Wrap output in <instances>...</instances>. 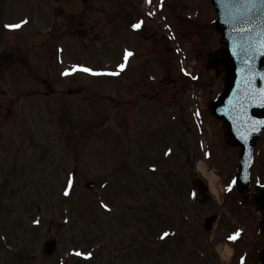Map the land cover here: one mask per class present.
Instances as JSON below:
<instances>
[{
  "label": "rangeland",
  "instance_id": "1",
  "mask_svg": "<svg viewBox=\"0 0 264 264\" xmlns=\"http://www.w3.org/2000/svg\"><path fill=\"white\" fill-rule=\"evenodd\" d=\"M12 1L16 9H11L10 15L22 7ZM122 1L89 0L84 25L80 26L77 20L62 23L56 36L52 27L61 20L54 18L53 4L52 11L43 12V1L36 2L30 5L28 17L11 20L13 24L28 21L9 35L11 48L25 50L28 66L19 63L9 76L6 85L10 80L12 84H22L7 87L11 99L0 95V264H200L196 245L200 247L204 241L209 240L210 244L212 240L215 251L227 245L234 250V258L237 251L264 243L259 234L260 215L250 209L244 213L246 218L235 217L238 211L228 216L220 205L232 195L222 193L226 183L223 177L230 175L232 165L222 171L223 165L220 167L215 160L205 158L220 127L205 112L209 98L222 88L221 77L208 79L210 89L200 87V83L193 86L190 81H185L180 88L169 84L177 78L179 70L187 71L189 67L194 69V76L205 71L207 79L213 74L207 68L210 57L207 50L217 48L219 42L210 0H167L166 19L158 13L164 2H154V18H146L145 25L157 32V38L169 31L174 39L169 43L171 57L164 61L155 51L158 47L154 36L148 35L150 31L144 30V36L140 37L129 32L120 19L111 23L99 11L102 6L106 7L105 3L111 8L108 5L111 2L109 15L112 16L121 11V6L119 9L114 6ZM123 2L125 6L135 5L136 10L143 9L144 5L143 0ZM181 15L195 17L196 27L210 39L205 42L194 33L192 36L177 34ZM183 25L184 30L193 27L188 20ZM50 43L55 47L60 45L61 53L51 52L49 56L42 53ZM124 46L140 48L135 52L136 57L135 54L131 57L124 79L119 81L117 76L118 87L117 79L108 80L106 75L98 79L97 75L81 71L63 75L78 61H85L84 64L100 72L116 70ZM141 47L145 48L144 52ZM198 50H201L200 72L196 74L194 63L198 62ZM21 66L23 71L17 69ZM10 70L9 67L7 73ZM148 70L157 81L165 79V110H157L154 101L143 97L151 89L143 87L139 75ZM49 73L54 74L53 82H60L66 90L85 85L96 94L84 99L77 95L43 97L26 93L34 87L38 92L45 89L40 82ZM146 85L154 88L155 84ZM119 89L122 94L125 92L120 96L131 104L118 106L117 101L103 96L115 95ZM136 101L139 106L133 105ZM169 148L172 152L165 155ZM261 154L257 169L261 172L256 171V175L264 178V146ZM236 160L237 151L234 168ZM13 162L19 166L13 167ZM225 162L229 164L226 159ZM201 163L220 176L216 185L219 205L215 202L200 205L188 194L192 180L203 177ZM69 179L73 180V187L70 195L65 196ZM88 181H94L95 187L87 189ZM101 201L111 211L104 209ZM233 208L238 209L235 205ZM215 212L222 213L219 227L205 234L203 220ZM37 220L39 223H35ZM229 221V227L222 228ZM231 228L240 231L243 237L234 246L221 239L229 236ZM164 232L173 236L161 239ZM51 237L56 238L57 248L48 255L43 252V244ZM163 245L172 249L162 247L163 252L160 247ZM77 251L91 252L92 258L77 256ZM216 254L219 256L217 251ZM225 258L218 259L226 264L231 258L226 254Z\"/></svg>",
  "mask_w": 264,
  "mask_h": 264
},
{
  "label": "water",
  "instance_id": "2",
  "mask_svg": "<svg viewBox=\"0 0 264 264\" xmlns=\"http://www.w3.org/2000/svg\"><path fill=\"white\" fill-rule=\"evenodd\" d=\"M67 12H80L84 4L80 0H61ZM218 11L217 27L221 29L222 41L226 48L215 53L212 66L227 71L225 92L210 104L213 115L225 121L227 138L242 145V175L239 179L240 191L247 199L248 187L245 184L250 165L254 140L264 125V103L250 98V89L264 88V54L258 51L264 39V3L259 0H212ZM203 188L196 182L195 193L201 198ZM259 198L264 204V188ZM258 207L262 208L261 205ZM264 208V205H263ZM262 208V209H263ZM264 210V209H263ZM209 226H207L208 228ZM54 242L46 245L51 253ZM263 262H264V255Z\"/></svg>",
  "mask_w": 264,
  "mask_h": 264
},
{
  "label": "snow or ice",
  "instance_id": "3",
  "mask_svg": "<svg viewBox=\"0 0 264 264\" xmlns=\"http://www.w3.org/2000/svg\"><path fill=\"white\" fill-rule=\"evenodd\" d=\"M147 2L149 4H151L152 0H147ZM252 2H253V6H255L254 0H252ZM259 2L260 3H264V0H259ZM149 15H154V13H149ZM27 22H28L27 20H22V21H20L19 23H16V24H8V25H6V27H8L9 29H12V30H16V29L21 28ZM143 23H144V21L143 20H140V21L132 24L131 27L133 29H135V30H139L143 26ZM258 51H260L261 54H264V39H262L260 41ZM133 55H134L133 52H131L130 50H127L126 49L125 50L124 57H123L124 62L118 65V71H115V72H112V71L99 72V71H96V70H94L92 68H88V67H84V66H80V65H75V66L72 67L71 70H65V72L63 73V75L68 76V75L73 74L76 71H83V72H86V73H89V74H92V75L119 76L120 73L125 70V68L128 65V62H129L130 57H132ZM249 95H250V98H252V99H259L262 103H264V88L259 89V90L250 89ZM197 115H199V113H197ZM256 123L257 124H260V125H264V120L257 121ZM171 152H172V149L169 148L167 150V152L165 153V155H168ZM153 170H155L154 167H153ZM233 183H235V181ZM72 187H73V180L72 179H69L68 186H67V188L64 191V195L65 196L70 195V192H71ZM228 190H231V185L229 186V189ZM100 203H101V205H102V207L104 209H106L108 211H111V208H110V206L107 203H104L103 201H101ZM35 223H39V221L37 220V221H35ZM170 235H171V233L164 232L161 235L160 238L161 239H164V238H167ZM239 236H240V231H237V232L233 233L232 235L228 236V240L229 241H235ZM75 255L81 256V257H83L85 259H91L92 258V253L91 252H80V251H77V252H75ZM241 264H243V258L241 260Z\"/></svg>",
  "mask_w": 264,
  "mask_h": 264
},
{
  "label": "bare ground",
  "instance_id": "4",
  "mask_svg": "<svg viewBox=\"0 0 264 264\" xmlns=\"http://www.w3.org/2000/svg\"><path fill=\"white\" fill-rule=\"evenodd\" d=\"M211 180H212V185H213L214 177H212ZM226 253H228V255H229L231 253V249L230 248H226Z\"/></svg>",
  "mask_w": 264,
  "mask_h": 264
},
{
  "label": "flooded vegetation",
  "instance_id": "5",
  "mask_svg": "<svg viewBox=\"0 0 264 264\" xmlns=\"http://www.w3.org/2000/svg\"><path fill=\"white\" fill-rule=\"evenodd\" d=\"M1 1V0H0ZM6 32V31H5Z\"/></svg>",
  "mask_w": 264,
  "mask_h": 264
}]
</instances>
